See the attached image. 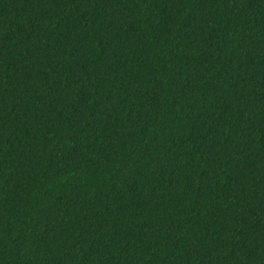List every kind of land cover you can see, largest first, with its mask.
<instances>
[{"label": "trees", "instance_id": "obj_1", "mask_svg": "<svg viewBox=\"0 0 264 264\" xmlns=\"http://www.w3.org/2000/svg\"><path fill=\"white\" fill-rule=\"evenodd\" d=\"M0 264H264V0H0Z\"/></svg>", "mask_w": 264, "mask_h": 264}]
</instances>
